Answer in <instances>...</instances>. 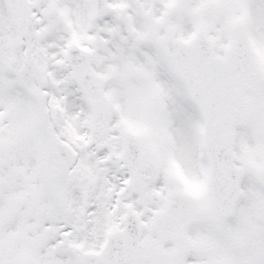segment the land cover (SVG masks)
I'll return each instance as SVG.
<instances>
[{
    "label": "snow or ice",
    "instance_id": "1",
    "mask_svg": "<svg viewBox=\"0 0 264 264\" xmlns=\"http://www.w3.org/2000/svg\"><path fill=\"white\" fill-rule=\"evenodd\" d=\"M0 264H264V0H0Z\"/></svg>",
    "mask_w": 264,
    "mask_h": 264
}]
</instances>
